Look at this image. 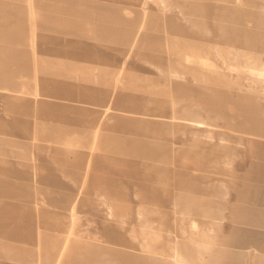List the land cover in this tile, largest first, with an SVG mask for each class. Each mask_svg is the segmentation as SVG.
Returning <instances> with one entry per match:
<instances>
[{"label":"rangeland","instance_id":"374dc122","mask_svg":"<svg viewBox=\"0 0 264 264\" xmlns=\"http://www.w3.org/2000/svg\"><path fill=\"white\" fill-rule=\"evenodd\" d=\"M0 264H264V0H0Z\"/></svg>","mask_w":264,"mask_h":264},{"label":"bare ground","instance_id":"6f19581e","mask_svg":"<svg viewBox=\"0 0 264 264\" xmlns=\"http://www.w3.org/2000/svg\"><path fill=\"white\" fill-rule=\"evenodd\" d=\"M231 5H232V3H231ZM261 70V69H260Z\"/></svg>","mask_w":264,"mask_h":264}]
</instances>
